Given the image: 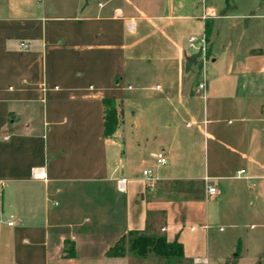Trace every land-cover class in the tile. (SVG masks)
Returning <instances> with one entry per match:
<instances>
[{"label":"crops","instance_id":"1","mask_svg":"<svg viewBox=\"0 0 264 264\" xmlns=\"http://www.w3.org/2000/svg\"><path fill=\"white\" fill-rule=\"evenodd\" d=\"M224 5L190 13L189 0H0V264H132L108 250L131 231L159 230L185 259L210 264L197 250L209 226L243 227L256 215L264 226V38L243 41L264 13ZM208 20L199 93L187 56ZM233 20L246 22L236 41L226 34ZM157 97L186 124L170 127L167 165L142 159L136 169L158 136L138 114L127 126L126 109Z\"/></svg>","mask_w":264,"mask_h":264},{"label":"rangeland","instance_id":"2","mask_svg":"<svg viewBox=\"0 0 264 264\" xmlns=\"http://www.w3.org/2000/svg\"><path fill=\"white\" fill-rule=\"evenodd\" d=\"M51 1H66L69 3H74V0H51ZM85 3L88 1L90 3H95L97 5L98 1L104 0H84ZM121 1V0H118ZM135 1V0H131ZM190 3V13H197L202 10L203 7H215L217 4H225L226 10H229L233 14L237 13H245L251 14L253 12L264 13V6L260 8V10H256L258 5L262 6L263 0H189ZM205 7V8H206ZM224 11V12H225ZM223 12V13H224ZM214 13V12H210ZM207 14V11H206ZM240 22L239 26L237 25L234 29L228 30L226 34L231 36L233 41L239 40L242 37H239L238 32L244 29L246 22L244 20H233L231 22ZM207 36L201 32H198V40L195 43V49H192L191 46L188 51L187 60L194 53L199 52V48L202 44L201 39L202 36L206 39L207 50H206V66L210 65V57H209V31H211L209 20L207 21ZM249 30L244 36L243 41H251L256 40L260 41L261 37L264 38V24L262 21H251ZM202 37V38H201ZM201 53V52H200ZM204 59L200 57L196 64L192 68V72L188 75L187 83L189 86L194 88L199 84L200 79H202L203 74L206 71V67L203 68ZM199 86V85H198ZM129 106L134 114L131 113V109L129 107L126 109V124L127 126L132 125L133 116L138 114V121H142L144 125H148L149 133L155 132L157 133L158 139L153 143V146L149 148L148 153L144 155V158L135 165L136 169L142 167V159L151 160L152 162H156V155L159 151L163 150V143L170 142L169 140V131L170 127L173 125H185L186 121H183L177 115H174L175 104L172 100H168L166 98L157 97L151 100H134L130 103ZM110 112L108 115L109 119V129L111 132L115 123L114 114L116 107L110 105ZM227 120L225 123H233L232 121ZM151 152V153H150ZM165 152V151H164ZM166 154V153H165ZM168 164V163H167ZM228 199V197L223 198L222 206H224V202ZM210 200H208L209 202ZM212 203H208L211 205ZM225 209V208H224ZM247 221V220H244ZM249 222L245 224L243 227H235L233 226L229 220H221L220 223L213 224L205 230L206 238L201 241L200 246L197 248L198 252H201V248L208 250V258L210 264H264V226L261 224V219L256 215L254 218H250ZM244 223V222H243ZM251 224L255 226L252 228ZM260 224V225H258ZM207 231V233H206ZM263 233V235H260ZM164 234L163 231H158L157 235ZM256 234V235H255ZM255 235V236H254ZM242 240V248L240 247L239 240ZM241 248V260H237V252L238 249ZM240 250V251H241ZM132 258V264H166L167 261L165 259L158 258L154 255L146 259H137L133 255L129 254ZM197 258H186L182 261L173 264H197L195 262ZM158 260V261H157ZM204 264V263H200Z\"/></svg>","mask_w":264,"mask_h":264},{"label":"trees","instance_id":"3","mask_svg":"<svg viewBox=\"0 0 264 264\" xmlns=\"http://www.w3.org/2000/svg\"><path fill=\"white\" fill-rule=\"evenodd\" d=\"M107 121L109 127L108 117ZM129 254L137 259H146L154 255L165 259L167 261L166 264L177 263L185 259L184 247L181 243L170 242L165 235H157L147 231L129 232L120 238L107 252L108 257H125Z\"/></svg>","mask_w":264,"mask_h":264},{"label":"built area","instance_id":"4","mask_svg":"<svg viewBox=\"0 0 264 264\" xmlns=\"http://www.w3.org/2000/svg\"><path fill=\"white\" fill-rule=\"evenodd\" d=\"M196 42H197V39H195V38H191L189 40V44H190V46H191L192 49H195L196 48L195 47V43ZM201 42H202V44H201V46H200V48L198 50H199V52H201V54H202L201 57L204 59V62L203 63H205L206 62V50H207V48H206L207 47V44H206L205 37H203L201 39ZM20 48L22 50H26V49L29 48V45L27 43L23 42V43L20 44ZM205 90H206V84L205 83L200 84L199 85V88H198V92L200 93L201 91H205ZM156 161H157V164L159 166H165V165H167L168 159H167V156H166V154H165L164 151H160L159 153H157V155H156ZM41 173L42 172L40 170H35L34 171V175L36 177H37V175L39 176ZM143 176L145 177V180L147 182V185L150 188H153L155 186L156 178L153 176L152 169H145V170H143ZM206 181L208 182V186H207L208 187L207 188L208 196L210 198H213V197H215L217 195V189L212 184H209V179L208 178L206 179ZM127 182H128V179L126 177L122 176L121 178H119L117 180L118 189L120 191H126ZM15 223L16 222L14 220H10L8 222V225L9 226H14ZM195 262L197 264H200V263H204V260L197 258V259H195Z\"/></svg>","mask_w":264,"mask_h":264},{"label":"water","instance_id":"5","mask_svg":"<svg viewBox=\"0 0 264 264\" xmlns=\"http://www.w3.org/2000/svg\"><path fill=\"white\" fill-rule=\"evenodd\" d=\"M201 53L200 52H197V53H194L191 57L188 58L187 60V64H188V67H192L194 65V63L201 57Z\"/></svg>","mask_w":264,"mask_h":264}]
</instances>
